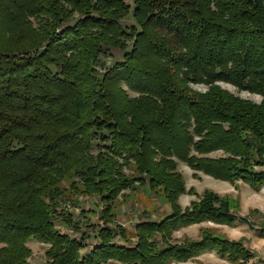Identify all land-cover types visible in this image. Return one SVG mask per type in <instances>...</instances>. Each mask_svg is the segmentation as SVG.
I'll return each mask as SVG.
<instances>
[{
    "label": "trees",
    "instance_id": "1",
    "mask_svg": "<svg viewBox=\"0 0 264 264\" xmlns=\"http://www.w3.org/2000/svg\"><path fill=\"white\" fill-rule=\"evenodd\" d=\"M31 18L51 28L33 30V43ZM111 49L122 61L99 71ZM179 164L193 178L264 187V0H0V264H26L30 239L48 246L47 264H171L205 251L252 260L241 242L206 232L170 243L179 228L235 222L215 193L177 204L195 195ZM66 178L101 197L89 250L91 235L51 220ZM143 183L171 214L138 221L131 243L114 203ZM62 222L78 232L79 221Z\"/></svg>",
    "mask_w": 264,
    "mask_h": 264
},
{
    "label": "rangeland",
    "instance_id": "2",
    "mask_svg": "<svg viewBox=\"0 0 264 264\" xmlns=\"http://www.w3.org/2000/svg\"><path fill=\"white\" fill-rule=\"evenodd\" d=\"M30 21V25H28L30 30H25L30 32L26 36V42L33 43L38 40V35L33 30L44 28L46 32L51 31V28H45L47 21L42 25H39L40 22L35 18H31ZM128 43L130 44V41ZM122 56L123 53L121 54V51L118 49L108 50L106 54L101 56L103 66H100L98 70L102 71L104 66L111 65L115 61H122ZM220 86L241 98L255 103H260L262 100L260 96L243 92L239 93L228 85L220 84ZM193 88L199 91L205 90L203 86H194ZM127 93L129 97H134L130 92ZM213 156H217V154ZM132 171L130 168V172L126 170L125 174H133ZM178 171L183 179L186 191L192 190L195 193V195L186 193L178 198L177 204L182 209L188 207L191 202H197L206 192L215 193L227 199L229 210L232 214L231 216L234 217L235 222L231 225H217L211 222H203L201 224L179 228L172 233L170 243L180 245L187 240H199L203 233L206 232L228 241L241 242L244 247L254 254V258L245 263H230L221 259L213 251H205L204 253L207 254H202L203 256L200 254L201 256L191 261L171 264H264V188L255 191L241 182H221L204 175L193 178L190 169L183 164L178 165ZM134 174L136 173L134 172ZM70 182L71 180L66 178L61 183V186L66 189L64 192L65 196L58 199V206L54 209L51 220L55 222L56 229L61 233L76 238H79L81 233L91 235L92 238L86 243L87 249L89 250L90 244L95 243L94 235L90 234L91 229H89V226H94L98 222L99 214L103 207L101 197L99 195L80 194L70 191L68 190ZM121 196L123 197L121 198ZM114 206L113 213L115 219L113 225H118L125 230L128 235V240L131 243L136 241L133 230L134 225L138 221L150 220L158 223L165 215L171 214V209L163 197L155 195L145 183L137 186L133 191H125L118 197ZM65 219L72 220L74 223L79 221L80 227L77 230L78 232L75 229L67 228L62 222ZM155 239L160 244L162 243L160 236L157 235ZM26 246L31 251V255L26 260V264L48 263L45 257L47 245L30 239ZM107 264L125 263L117 260H109Z\"/></svg>",
    "mask_w": 264,
    "mask_h": 264
},
{
    "label": "crops",
    "instance_id": "3",
    "mask_svg": "<svg viewBox=\"0 0 264 264\" xmlns=\"http://www.w3.org/2000/svg\"><path fill=\"white\" fill-rule=\"evenodd\" d=\"M207 177H208V176H207ZM263 188H264V187H263ZM202 254H204V255H205V254H207V253H202ZM202 254H201V255H202ZM208 254H209V253H208ZM201 255H199V256H201ZM199 256H198V257H199ZM202 256H203V255H202Z\"/></svg>",
    "mask_w": 264,
    "mask_h": 264
}]
</instances>
